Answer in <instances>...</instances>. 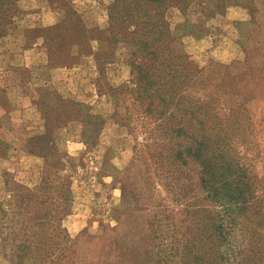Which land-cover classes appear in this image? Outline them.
Here are the masks:
<instances>
[{"label":"rangeland","instance_id":"1","mask_svg":"<svg viewBox=\"0 0 264 264\" xmlns=\"http://www.w3.org/2000/svg\"><path fill=\"white\" fill-rule=\"evenodd\" d=\"M112 1L14 5L15 26L0 40V116L25 124L44 118L51 138L65 127L78 143L56 149L35 178L13 166L0 179V264H162L163 255L172 256L166 264H181L176 255L193 237L194 212L222 213L207 197L200 166L174 165L173 151L187 140L176 136L173 110L161 115L159 94L145 98L134 66L152 62L113 49ZM65 4L74 8L66 13ZM237 6L240 0H142L133 11L167 25L147 58L194 79L187 102L210 110L220 126L235 112L249 147L242 164L258 180L255 218L264 238V0L247 4V39L232 23ZM65 74L77 77L66 99L56 83ZM70 215L84 224L75 236L64 225Z\"/></svg>","mask_w":264,"mask_h":264},{"label":"trees","instance_id":"2","mask_svg":"<svg viewBox=\"0 0 264 264\" xmlns=\"http://www.w3.org/2000/svg\"><path fill=\"white\" fill-rule=\"evenodd\" d=\"M139 1L142 0H113L108 5L106 31L114 35L113 49L126 48L131 56H142L152 62L134 66L138 70L145 98L152 100L159 94L163 106L161 115L166 116L169 110H173L176 116L170 115L169 118L176 117L180 125L175 131L176 136L187 140L184 144L179 143L178 149L173 151L174 165L191 162L194 166H200L201 180L208 199L222 208L221 214L194 212L193 217L197 221L194 220L193 237L187 238L182 246L179 245L182 252L177 249V253H180L176 256L180 258L181 264H264L262 224L255 218L259 213L260 198L255 193L257 189H254L258 180L251 176L252 170L242 164L241 156L249 147L238 125L239 119L234 111H228L226 123L220 126L216 122L218 118L210 110H205L193 101H186L187 88L194 86V79L189 82L184 70L167 67L164 63L147 58L155 56L154 50L163 41L167 25L164 21H148L134 12ZM19 2L0 0V40L5 39L14 28L16 22L13 18L19 12L18 6L14 5ZM65 6L66 13L74 8L72 5ZM29 49L32 47L26 50ZM98 56L97 60L101 62L104 57L99 53ZM114 58H117V53H111V57L107 58L110 64L115 63ZM154 77L160 80V88L156 90ZM170 257L163 255L162 264L170 262ZM20 258L22 261L26 256Z\"/></svg>","mask_w":264,"mask_h":264},{"label":"crops","instance_id":"3","mask_svg":"<svg viewBox=\"0 0 264 264\" xmlns=\"http://www.w3.org/2000/svg\"><path fill=\"white\" fill-rule=\"evenodd\" d=\"M240 1L242 6H237L240 10V17L234 19L232 23H237L235 26L240 28L242 37L247 39L253 19L247 7L249 0ZM231 14L228 12L224 17L226 22L231 18ZM63 80L70 82V85L63 87ZM57 82L60 86L58 94L66 99L70 96V91L74 92L77 77L74 74H65L57 77ZM0 121H4L2 124L0 123V179L13 166L16 167L20 176L35 178L56 149L62 150V148L78 143L77 139L65 127H56L51 138L48 135V123L44 118L25 124L20 117L10 115L0 116ZM64 225L68 232L74 236L84 228L81 219L71 215L65 218Z\"/></svg>","mask_w":264,"mask_h":264}]
</instances>
